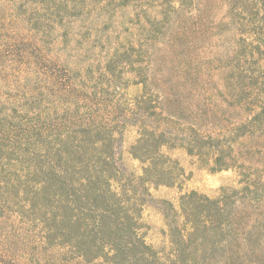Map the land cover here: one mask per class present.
<instances>
[{"label": "rangeland", "instance_id": "rangeland-1", "mask_svg": "<svg viewBox=\"0 0 264 264\" xmlns=\"http://www.w3.org/2000/svg\"><path fill=\"white\" fill-rule=\"evenodd\" d=\"M263 76L264 0H0V264H112L42 240L67 124L141 201L129 264H264Z\"/></svg>", "mask_w": 264, "mask_h": 264}, {"label": "trees", "instance_id": "trees-1", "mask_svg": "<svg viewBox=\"0 0 264 264\" xmlns=\"http://www.w3.org/2000/svg\"><path fill=\"white\" fill-rule=\"evenodd\" d=\"M67 125L64 131L69 138L57 155L60 164L53 160L44 166L45 157L38 155V163L35 161L38 164L36 173L28 176L25 181V187H29L36 182L37 175L39 178L43 172L54 176L53 187L46 185L44 189H38V193H30L31 201L38 198V220H46L42 240L50 245L54 240L56 243L57 235L59 241L69 239V242L75 243L71 247L75 254H81L87 261L93 260L91 255L103 254L112 264H129L136 255L148 256L150 252L145 243L138 238H130L141 228L140 218L133 217V214H137L141 201L137 197L123 199L120 194L117 197L108 192L105 187L108 174L116 172L113 168V156L103 149L104 145L102 149H97L86 144L89 135L94 134L93 130H74L72 125ZM43 127L47 128L44 124L27 127L22 132V138H29L31 134L37 133L39 136ZM146 142L145 138L140 139L134 149L142 150L141 146ZM31 155L33 159L37 158L35 154ZM39 162L42 166H39ZM58 167H62L63 171L56 172ZM128 202H131L134 209L130 210L132 214L128 211ZM48 206L52 211L49 214L42 213ZM33 208L34 205L29 210L23 208L22 213L27 215ZM73 211L77 212V216L72 215ZM86 216L87 220H82ZM73 251L71 250L72 255ZM151 258L150 264H155L156 259L153 255Z\"/></svg>", "mask_w": 264, "mask_h": 264}]
</instances>
